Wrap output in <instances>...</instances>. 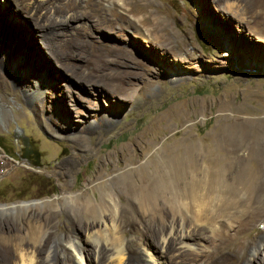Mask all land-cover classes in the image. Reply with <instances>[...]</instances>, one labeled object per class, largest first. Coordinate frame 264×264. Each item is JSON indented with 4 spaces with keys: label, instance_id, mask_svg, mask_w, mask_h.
Here are the masks:
<instances>
[{
    "label": "rangeland",
    "instance_id": "1",
    "mask_svg": "<svg viewBox=\"0 0 264 264\" xmlns=\"http://www.w3.org/2000/svg\"><path fill=\"white\" fill-rule=\"evenodd\" d=\"M125 1L78 0L80 8L64 7V19L80 18L59 27L55 12L66 0H48L47 15L33 13L28 0H0V222H11L10 237L28 246L32 229L40 231L63 264H78L79 255L83 264H103L119 236L138 259L231 264L233 254L201 256L219 243L211 225L193 241L196 253L177 247L161 256L158 231L177 203L159 201L163 222L149 204H137L127 184L143 171L154 175L166 150L191 144L185 136L205 149L221 130L245 123L264 130V0H233L238 15L225 13L217 0ZM163 34L168 38L159 40ZM177 70L182 75L173 76ZM238 154L237 166L246 148ZM261 158L258 209L232 231L233 242L264 237ZM243 167L247 177L252 163ZM132 171L141 172L136 181ZM241 196L246 200L247 192ZM194 213L177 221L195 223ZM214 215L216 227L229 223L219 211ZM115 218L120 230L113 232L104 221L112 226ZM3 242L6 254L13 247ZM243 264H264V240Z\"/></svg>",
    "mask_w": 264,
    "mask_h": 264
},
{
    "label": "bare ground",
    "instance_id": "2",
    "mask_svg": "<svg viewBox=\"0 0 264 264\" xmlns=\"http://www.w3.org/2000/svg\"><path fill=\"white\" fill-rule=\"evenodd\" d=\"M28 1L30 2L28 5L31 7L33 13H41L40 11L43 9L46 15L48 14V9H46L48 0H40V3H38L39 0ZM19 3L22 5L24 0H19ZM118 3L123 6L127 5L125 0H118ZM222 3L224 4L223 11L225 13L229 15L240 14L241 7L238 2L233 0H217L215 4L220 6ZM64 7L65 9H78L80 8V4L78 0H66L65 5L60 10L61 13L59 11L55 12L56 22L54 24L59 27H67L69 21H76L80 18V15L74 13L71 17H67L68 19H64ZM147 19H144V21ZM157 19L155 18V20ZM259 26L261 27L259 28L261 29L260 31L264 34V22H259ZM158 38L159 40H165L168 38V35H159ZM0 68H2V64H0ZM180 74L182 75V72L179 70L173 71V76ZM225 109V105L219 108L221 112H224ZM224 117L225 115L221 114V120ZM184 140L185 142L190 141L191 144L183 149L178 148L179 150L176 149L174 152L170 151L171 149L166 150L168 153L167 159L161 165L159 164L160 167L155 165L156 170L154 175H146L148 178L144 177V171L140 170L142 178H139L138 182L129 181L130 183L127 184L128 188L127 186L126 188L140 207L149 204L159 212L161 215L159 219L163 222H165L166 217H164L165 213L162 212L164 207L163 210L159 207V201H165V203L167 202L171 205L177 203V206L173 209L174 212H171L172 220L162 230L158 231L159 248L160 250L166 249L165 254L163 250V252L160 251L161 256L165 257V259L176 251L177 247H180L179 250L184 249L185 252L196 253V246L193 241L197 238H204L202 233L199 232L204 229L201 227L211 225L214 233L213 238L218 240L219 243L216 244L212 253L203 251L201 256L211 258L217 255L233 254L236 261H231V264H243L247 260L248 252L251 250L255 251L259 243L264 240V237H262L261 241L257 243L256 238H252L249 244H244L243 241L235 240L233 242L232 239L234 231L238 230L241 226L247 225L251 216L258 209V195L260 193V179L262 177L260 158L264 157V130H259L257 127L251 128L246 123L242 125L241 129L234 128L230 132L221 130L212 140V146L205 149L196 147L190 136H185ZM247 141L251 143L252 147H247L245 144ZM244 148H246L247 155L241 159V165L238 162L239 166H237V162H233L232 159L238 156V153ZM129 155L130 153H127V156ZM216 155L220 157V161L214 163V159L212 160L211 158ZM203 161H206L208 165H205ZM245 161L252 163V168L247 177H245L246 173L243 167ZM236 166L240 171L236 175H233L232 169ZM139 173L133 172L132 180H135ZM246 178L247 180H245ZM242 190L247 192L248 197L246 200L241 196ZM191 210L195 211L193 216L195 223L186 225L184 220L183 222L177 221V215L183 216L185 212ZM215 211H219V215L227 218L229 223L225 226L216 227L214 223L216 218L214 215ZM182 219L181 217L180 220ZM114 221L115 223L112 226H109L104 221L106 228L113 232V228L120 230V222L116 223L117 218ZM233 223L237 224V226H233ZM13 229L11 222H0V238L4 241V244L13 247L12 250L7 249L6 254L0 252V264H63L59 250L56 249L53 253L50 251L49 237L46 239L40 231L37 230V232L35 229H32L30 239L34 240L28 246L24 240L18 238L14 240L13 237H10V234L14 231ZM226 229H229V231L226 232ZM197 231L198 233H196ZM118 241V246L111 249L108 256L104 258L103 264L106 261L109 264H162L152 261L148 254L144 255L142 259H138L139 257L136 256L133 248L129 246L125 247L122 236L118 237ZM46 254L48 256L45 260L44 256ZM76 261L78 264H83L82 256L81 258L80 255L77 256ZM173 263H175V260L167 264Z\"/></svg>",
    "mask_w": 264,
    "mask_h": 264
},
{
    "label": "trees",
    "instance_id": "3",
    "mask_svg": "<svg viewBox=\"0 0 264 264\" xmlns=\"http://www.w3.org/2000/svg\"><path fill=\"white\" fill-rule=\"evenodd\" d=\"M27 153H28V151H27ZM36 167H38V165H36Z\"/></svg>",
    "mask_w": 264,
    "mask_h": 264
}]
</instances>
